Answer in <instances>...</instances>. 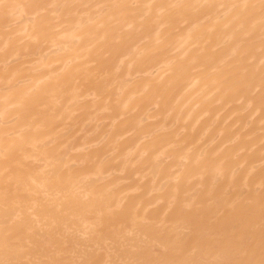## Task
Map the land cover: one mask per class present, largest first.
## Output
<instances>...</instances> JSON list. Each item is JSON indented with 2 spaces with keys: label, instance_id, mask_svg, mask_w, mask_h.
Instances as JSON below:
<instances>
[{
  "label": "bare ground",
  "instance_id": "1",
  "mask_svg": "<svg viewBox=\"0 0 264 264\" xmlns=\"http://www.w3.org/2000/svg\"><path fill=\"white\" fill-rule=\"evenodd\" d=\"M244 3L0 0V229L30 226L39 259L199 239L210 260L251 194L258 236L264 25Z\"/></svg>",
  "mask_w": 264,
  "mask_h": 264
},
{
  "label": "snow or ice",
  "instance_id": "2",
  "mask_svg": "<svg viewBox=\"0 0 264 264\" xmlns=\"http://www.w3.org/2000/svg\"><path fill=\"white\" fill-rule=\"evenodd\" d=\"M83 7L92 6L84 5ZM95 7L104 9L126 6L96 5ZM232 7L245 12L259 9L262 25H264V0H259V4L244 3L232 5ZM255 204V199L249 194L243 209L244 215L240 218L237 217L236 203L224 209L222 215L225 217V224L218 230L216 256L210 260L198 258L202 243L199 239L195 243L177 242L173 252L180 258H168V250L164 253L158 249L146 252L144 249L131 247L126 252L127 258L118 260H64L56 258L55 255L39 259L35 257V252L40 245L36 233L30 226L18 225V219L6 210L5 223L0 229V264H264V183L259 193L258 236L254 221Z\"/></svg>",
  "mask_w": 264,
  "mask_h": 264
}]
</instances>
